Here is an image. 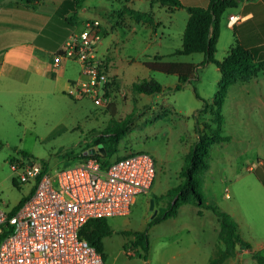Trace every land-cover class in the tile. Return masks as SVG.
Here are the masks:
<instances>
[{
    "label": "rangeland",
    "instance_id": "rangeland-1",
    "mask_svg": "<svg viewBox=\"0 0 264 264\" xmlns=\"http://www.w3.org/2000/svg\"><path fill=\"white\" fill-rule=\"evenodd\" d=\"M98 1L91 0L92 5ZM178 30L172 28L171 40L168 31L163 30V46L151 43L147 48L148 33L141 30L131 36L121 29L119 39L112 43L118 46L116 60L121 64V77L137 82L153 79L163 87L159 94L138 97L133 89L128 100L124 96L117 100L115 109H109L87 96L76 99L64 91L0 92V205L5 210H13L33 187L19 180L12 162H41L49 171L64 169L77 163L84 149L96 145L95 139L105 129L127 125L116 156L132 151L151 154L156 160L157 177L148 193L138 194L130 214L107 218L113 232L104 238L105 264H209L225 246L219 236L220 219L212 211L186 204L177 216L152 222L167 201L156 200L155 196L166 194L185 179L180 173L198 139V121L205 129L208 118L198 117L203 99L212 103L221 79L215 63L203 64L202 53L170 55ZM114 32L110 30L106 37L112 38ZM158 52L166 61L182 59L198 65L195 77L177 90L178 75L146 66L145 62L153 61ZM216 57H223L218 48ZM62 73L74 81L80 76L86 78L80 63L68 59L64 60ZM236 84L230 86L223 108L224 133L231 140L213 146L212 169L205 175L212 191L206 189L205 197L237 218L243 238L264 255V198L256 193L257 189L264 192V186L249 170L258 158L264 159V112L238 103L244 97L259 98L261 87L254 79ZM223 264L257 262L250 249L238 247L236 256Z\"/></svg>",
    "mask_w": 264,
    "mask_h": 264
},
{
    "label": "built area",
    "instance_id": "built-area-1",
    "mask_svg": "<svg viewBox=\"0 0 264 264\" xmlns=\"http://www.w3.org/2000/svg\"><path fill=\"white\" fill-rule=\"evenodd\" d=\"M102 38L101 22L88 21L67 38L54 60L56 65L63 59L78 62L86 75L70 84V96L109 107L112 79L107 58L98 52ZM88 155L55 171L41 162H12L19 180L33 187L17 211L0 205V264H105L98 249L81 237L83 227L91 219L130 214L138 194L152 189L157 166L143 151L127 152L108 165Z\"/></svg>",
    "mask_w": 264,
    "mask_h": 264
},
{
    "label": "crops",
    "instance_id": "crops-1",
    "mask_svg": "<svg viewBox=\"0 0 264 264\" xmlns=\"http://www.w3.org/2000/svg\"><path fill=\"white\" fill-rule=\"evenodd\" d=\"M63 1L35 0L28 3L20 0H0V82L2 81L0 92L2 94L22 90L37 93L51 90L68 92L74 80L62 73L65 59L56 65L55 53L61 50L64 42L72 33L84 29L86 23L91 20L101 22L103 38L98 46V52L108 61L109 74L112 79L110 93L114 104L124 96H127L128 100L132 95L133 85L137 82L133 78L128 80L120 75L121 64L116 60L119 52L118 46H113L112 43L119 39L121 29L131 36H137V33L141 31L147 32L146 43L147 48H150L151 43H156L158 46L165 44L163 30L168 31V38L171 40L172 28L178 27L179 36L174 43V51L182 47L183 34L189 18L185 7L171 9L160 3L152 4L149 0H99L97 5H92L91 0H86L78 11L80 24L64 38L63 33L70 28L63 20L54 18ZM181 1L184 6L207 7L209 5V0ZM231 16H239L241 19L231 22ZM110 30L117 32L113 33L112 38L106 37L110 34ZM236 40L253 53L256 62H264V0H240L237 7L230 8L224 13L218 40V50L222 51L223 57H218V59L222 60L227 55L229 48ZM161 56L164 60V55ZM172 61L189 62L182 59ZM254 81L261 87L260 97L254 100L244 97L238 103L246 104L252 109H262L264 112V73L261 72ZM130 84H132V90ZM246 91L249 93L248 89ZM143 95L146 94L141 93L138 97ZM228 98L229 96L227 100ZM213 149L214 147L211 150V165L205 173L206 176L212 169ZM249 170L255 172L257 177L259 173L264 178V159L258 158L257 164L250 165ZM206 176H204L203 185L205 196L206 189L212 191V184ZM260 181L264 186L262 180ZM256 193L264 198L263 191L261 193L257 189ZM229 195L226 193V197ZM206 200L207 203H212L211 199ZM236 220L240 228L241 223L237 218Z\"/></svg>",
    "mask_w": 264,
    "mask_h": 264
},
{
    "label": "trees",
    "instance_id": "trees-1",
    "mask_svg": "<svg viewBox=\"0 0 264 264\" xmlns=\"http://www.w3.org/2000/svg\"><path fill=\"white\" fill-rule=\"evenodd\" d=\"M31 3L35 0H20ZM86 0H64L56 11L55 19L63 20L70 28L65 30L63 37L68 36L80 21L78 11L83 7ZM152 4L160 3L169 8L185 7L189 13V18L183 34L182 47L176 49L172 55H190L193 53L204 54V62L215 63L221 72V79L218 82V90L212 103L204 100L203 107L198 113V117L207 118L205 129L201 128L198 121V139L186 156V164L182 168L180 175L184 181L176 187L169 189L166 194L155 196L156 200L167 198L166 205L153 218L156 223L169 217L177 216L180 208L186 204H195L198 207L211 210L220 219L219 236L224 243V248L220 249L209 264H223L230 258L236 256L238 247L248 248L253 251V256L257 264H264V255L261 251H254L250 242L246 241L240 233L238 221L228 212L221 209L219 205L207 203L203 192L204 176L210 168L211 150L214 145L231 140L228 134L224 133L225 116L223 114L224 104L227 100L230 86L236 83H248L255 79L261 72L264 73V62H256L253 53L242 45L238 40L229 48L227 55L222 59L216 57L218 40L221 32V21L224 13L239 5L240 0H209L207 7L184 6L181 0H149ZM63 38V39H64ZM146 66L152 70L176 74L179 77L177 90L183 88L186 82L195 77L198 65L191 62L164 61L161 55H156L154 60L146 61ZM202 64V65H203ZM133 89L138 94L152 95L161 93L163 87L157 81L143 80L135 83ZM199 96V95H198ZM200 97V96H199ZM115 104L112 103L109 109ZM200 118V119H201ZM127 125L118 127H108L95 139L96 147L101 145V153L95 154L101 158L105 165L114 159H119L122 155L116 156L119 151V142L128 131ZM83 150L78 156L79 159L86 158ZM258 177L264 183V178ZM27 197L13 208L12 212L17 211L25 202ZM113 230L107 218H95L87 222L81 231V237L94 245L104 257V238L112 234ZM139 234L145 235V232ZM4 234H0V239Z\"/></svg>",
    "mask_w": 264,
    "mask_h": 264
},
{
    "label": "water",
    "instance_id": "water-1",
    "mask_svg": "<svg viewBox=\"0 0 264 264\" xmlns=\"http://www.w3.org/2000/svg\"><path fill=\"white\" fill-rule=\"evenodd\" d=\"M103 147L102 146H97V147H92L89 150L85 151V155L88 154H96L97 152H102ZM105 150H104V154H105ZM154 207V199L152 200V208Z\"/></svg>",
    "mask_w": 264,
    "mask_h": 264
}]
</instances>
